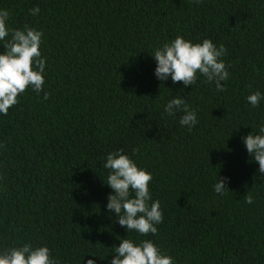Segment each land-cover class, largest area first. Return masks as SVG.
Instances as JSON below:
<instances>
[{
  "label": "trees",
  "instance_id": "obj_1",
  "mask_svg": "<svg viewBox=\"0 0 264 264\" xmlns=\"http://www.w3.org/2000/svg\"><path fill=\"white\" fill-rule=\"evenodd\" d=\"M0 10L10 30L43 33L45 59L43 90L0 113V254L46 245L60 264H110L121 240L148 239L174 264H264V174L242 140L264 124V98L247 100L264 97V0H0ZM176 36L224 45V91L199 73L187 87L157 78L152 53ZM174 97L196 112L191 131L182 112L165 113ZM117 150L152 175L156 234L127 232L107 209L103 164ZM218 177L229 178L224 195Z\"/></svg>",
  "mask_w": 264,
  "mask_h": 264
},
{
  "label": "clouds",
  "instance_id": "obj_2",
  "mask_svg": "<svg viewBox=\"0 0 264 264\" xmlns=\"http://www.w3.org/2000/svg\"><path fill=\"white\" fill-rule=\"evenodd\" d=\"M199 3V0H195ZM39 7L30 10L32 15L39 13ZM10 13L0 10V41H4L11 33V38L4 45L0 53V113L7 115L10 107L18 102V97L31 87L39 93L43 90L45 59L41 56L40 44L43 33L32 27L23 29H9L7 21ZM226 54L224 45L219 48L211 39L202 42L185 40L176 36L171 42L152 53L157 66L155 75L161 81L169 76L173 83L183 82L184 86L195 85L197 73L203 75L206 81L215 82L218 91H224L221 81L228 79L229 73L224 61ZM50 93L44 92L43 98L48 99ZM262 97L259 91L247 96L252 106H258ZM168 115H175L178 111L181 126H187L189 131L197 123L194 110L180 97L169 100L164 108ZM250 156L259 164V173L264 174V124L259 127L258 134L253 132L242 137ZM5 145L0 144V148ZM136 151V150H134ZM103 167L109 170L107 185L114 191L108 197L107 209L114 211L118 222L126 227L127 232L135 231L141 235L156 234L155 225L162 222L163 215L158 200L152 201L149 192V182L152 175L147 170L139 168L137 164L123 153V150L109 152ZM218 177L214 190L220 195L228 189L225 180ZM134 194V195H133ZM253 196L249 193L245 200L253 203ZM151 201V203H150ZM110 264H174L171 256L162 254L160 249L148 239L134 243L132 239H123L115 248ZM0 264H60L53 258L50 249L44 246L33 248L25 244L20 248L13 247L0 254ZM87 264H94L92 259Z\"/></svg>",
  "mask_w": 264,
  "mask_h": 264
}]
</instances>
